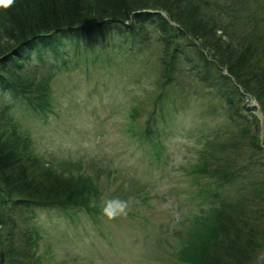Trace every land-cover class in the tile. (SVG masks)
I'll list each match as a JSON object with an SVG mask.
<instances>
[{
  "label": "rangeland",
  "instance_id": "374dc122",
  "mask_svg": "<svg viewBox=\"0 0 264 264\" xmlns=\"http://www.w3.org/2000/svg\"><path fill=\"white\" fill-rule=\"evenodd\" d=\"M242 28L243 36L249 33ZM146 34L141 43L113 31L105 46L98 40L92 48L88 38L77 48L68 45L45 89L44 111H28L26 104L8 110L14 137L19 144L26 139L24 153L35 156L29 165L53 170L56 177L47 180L76 188L73 197L83 194L77 201L91 208L17 209L14 221L39 236L28 264H188V246L205 234L209 210L197 207L196 194L209 183L201 174L208 143L237 141L239 130L219 99L191 76L165 85L161 35ZM216 35L227 41L225 32ZM249 99V112L262 123ZM116 198L127 202L126 214L109 219L102 205Z\"/></svg>",
  "mask_w": 264,
  "mask_h": 264
},
{
  "label": "trees",
  "instance_id": "16d2710c",
  "mask_svg": "<svg viewBox=\"0 0 264 264\" xmlns=\"http://www.w3.org/2000/svg\"><path fill=\"white\" fill-rule=\"evenodd\" d=\"M242 27L249 33L243 36ZM151 29L161 35L165 85L191 76L219 99L239 130L237 141L212 138L208 143L201 174L209 183L196 194L197 207H208V225L201 241L188 246L186 260L264 264V60L256 58L264 57V0H14L0 7V259L5 264H28L39 239L36 231L14 221L17 209L91 210L77 201L83 194L73 197L76 188L47 180L56 177L53 170L29 165L35 156L24 153L26 139L19 144L14 137L8 110L26 104L28 111H44L45 89L68 45L77 48L88 38L92 48L98 40L105 46L106 33L113 31L141 43ZM220 31L227 41L216 35ZM207 51L218 57H208ZM249 98L257 102L262 123L249 112ZM150 134L146 129L145 138Z\"/></svg>",
  "mask_w": 264,
  "mask_h": 264
},
{
  "label": "clouds",
  "instance_id": "9594fccd",
  "mask_svg": "<svg viewBox=\"0 0 264 264\" xmlns=\"http://www.w3.org/2000/svg\"><path fill=\"white\" fill-rule=\"evenodd\" d=\"M14 3V0H0V7H10ZM128 204L126 201L116 199H109L104 201L102 205L103 214L109 219H113L118 215L126 214Z\"/></svg>",
  "mask_w": 264,
  "mask_h": 264
},
{
  "label": "water",
  "instance_id": "95a60500",
  "mask_svg": "<svg viewBox=\"0 0 264 264\" xmlns=\"http://www.w3.org/2000/svg\"><path fill=\"white\" fill-rule=\"evenodd\" d=\"M252 106H253V105H252ZM254 106H255V105H254ZM254 106H253V107H254ZM255 107H257V106H255Z\"/></svg>",
  "mask_w": 264,
  "mask_h": 264
}]
</instances>
